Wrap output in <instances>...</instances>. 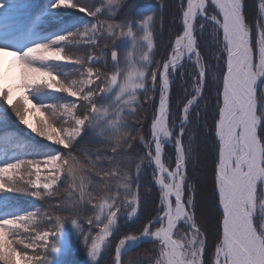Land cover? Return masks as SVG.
<instances>
[{
	"label": "rangeland",
	"instance_id": "1",
	"mask_svg": "<svg viewBox=\"0 0 264 264\" xmlns=\"http://www.w3.org/2000/svg\"><path fill=\"white\" fill-rule=\"evenodd\" d=\"M32 1L37 3L31 5L36 15L30 18L29 27L19 33L15 23L23 21L22 9L26 3L24 0H0V264H36L39 260L51 264V257L44 255L45 251L51 252V231L42 226L41 218L46 209L44 202L39 203L58 184L64 160L61 152L85 123V114L79 112L92 105L97 94L102 92L107 99L114 91L111 105L133 110L132 104L137 102L136 89L144 78L143 71L133 65L121 81L112 74V80L100 86L104 75L98 77L102 72L98 44L102 42L99 34H102L103 22L74 0ZM190 3L191 0H187L183 12V30L175 37L169 57L159 70L162 90L146 146V153L155 167L154 180L159 190L157 209L139 232L120 238L114 264H123L126 253L127 264H225L226 261L221 251L225 215L218 193V166L222 153L219 120L229 70L228 47L223 31L210 18L212 13H219L215 5L208 0L204 9L192 16ZM242 5L244 8V0ZM257 6L259 20L245 24L252 50V68L257 77L254 91L256 136L264 159V0H258ZM191 16L190 39L188 23ZM199 19H207L219 29L212 34L220 37L226 58L215 129L218 142L216 162L213 163L211 155L205 161L201 159L202 169L198 173L199 196L208 206H203L205 212L201 211L196 190L187 182L182 144L175 143L176 154L170 164L164 158V146L171 141L172 130L168 120L170 70L192 55L199 57L195 36ZM184 34L187 38L176 46ZM150 38L148 33L143 39L150 42ZM129 48L132 59L143 51L134 42ZM143 52L140 53L142 60L147 57V51ZM173 55L175 59L172 60ZM199 58L202 63L201 56ZM202 67L201 83L205 70ZM215 67L220 71L218 65ZM162 107L165 108L163 113ZM102 111L97 109L98 113ZM160 119L164 124L157 131L155 123ZM159 149L161 163L166 169L162 174ZM211 182L214 194L209 192ZM138 213V198L134 195L122 215L132 219ZM251 218L264 244V181L256 188ZM205 219L214 223V237H211ZM169 228L170 232L166 233ZM101 235L93 247L99 245ZM94 255L95 248L89 258Z\"/></svg>",
	"mask_w": 264,
	"mask_h": 264
},
{
	"label": "trees",
	"instance_id": "2",
	"mask_svg": "<svg viewBox=\"0 0 264 264\" xmlns=\"http://www.w3.org/2000/svg\"><path fill=\"white\" fill-rule=\"evenodd\" d=\"M74 1L103 22L99 34L102 42L98 44L102 71L98 77L104 75L100 86L111 81L112 74L121 81L133 65L143 71L144 78L136 89L133 110L111 105L114 91L107 99L102 92L97 94L92 101L94 105L79 112L85 114V123L61 152L64 160L58 184L39 203L44 202L46 209L42 226L51 231V252L45 251L44 255L51 257V264H114L120 238L139 232L157 209L155 167L146 146L162 90L159 70L169 57L175 37L183 30L187 0ZM257 1L244 0L243 13L249 25L259 20ZM24 3L22 11L37 4L32 0ZM145 22L150 24L147 26ZM217 32L219 29L212 22L199 19L195 36L202 63L192 55L171 69L169 76L168 120L172 130L171 141L164 146V158L170 164L176 154L175 143L182 144L187 182L196 190L195 196H199L201 159L205 161L211 155L215 163L218 150L215 129L226 58L220 37L213 35ZM146 33L150 34L151 43L143 39ZM133 42L147 51L145 59L140 55L143 51L131 58L129 44ZM114 50L118 53L116 62L110 56ZM215 64L220 71L215 70ZM202 66L205 70L201 83ZM96 107L104 112L98 113ZM209 184L211 189H207L214 194V184ZM134 195L138 198L139 213L128 219L122 212ZM100 235L99 245L93 247ZM93 248L95 255L90 259ZM126 254L123 264H127ZM36 264L47 263L39 260Z\"/></svg>",
	"mask_w": 264,
	"mask_h": 264
},
{
	"label": "bare ground",
	"instance_id": "3",
	"mask_svg": "<svg viewBox=\"0 0 264 264\" xmlns=\"http://www.w3.org/2000/svg\"><path fill=\"white\" fill-rule=\"evenodd\" d=\"M207 1L191 0L189 8L191 15L194 16L199 10L204 9ZM210 1L219 12L212 13L213 16L210 18L224 33L229 57L224 105L219 120L222 153L218 166V193L225 215L221 251L226 258L225 264H263L261 240L250 225L255 191L259 183L264 181V159L256 136L254 91L257 77L252 68L248 31L242 17V0ZM184 38H187V34L177 40L176 46ZM173 59L175 55L172 56ZM164 110L162 107L161 112ZM161 116L165 117L163 114ZM163 124V119L156 121L157 131H160ZM160 158L159 149L158 161L162 174L166 169ZM199 204L201 211L205 212L203 206L206 207L207 203L201 195ZM205 220L211 237H214V223ZM170 230L167 229L166 233ZM173 249L177 252L175 244Z\"/></svg>",
	"mask_w": 264,
	"mask_h": 264
},
{
	"label": "water",
	"instance_id": "4",
	"mask_svg": "<svg viewBox=\"0 0 264 264\" xmlns=\"http://www.w3.org/2000/svg\"><path fill=\"white\" fill-rule=\"evenodd\" d=\"M242 14H243V5H242ZM242 17H243V21H244V24H245L244 16L242 15ZM192 22H193V19H192V17H191L190 22L188 23V29H189L190 35H192ZM245 25H246V24H245ZM192 44L194 45V42H193ZM249 48H250V50H251V46H250V44H249ZM251 51H252V50H251ZM111 59H112L113 62H116V61H117V51H116V50L112 52ZM227 60H228V65H229V57H227ZM250 225H251V228L255 231V235H256L257 237H259V239L261 240V248H262V250H263V258H264V244H263V242H262L261 237L259 236V234H258L257 231L255 230L251 218H250ZM263 260H264V259H263Z\"/></svg>",
	"mask_w": 264,
	"mask_h": 264
}]
</instances>
